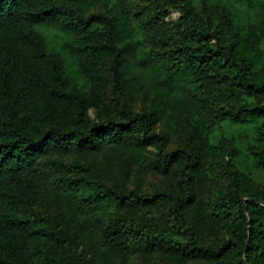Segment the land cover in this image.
<instances>
[{"label":"trees","instance_id":"trees-1","mask_svg":"<svg viewBox=\"0 0 264 264\" xmlns=\"http://www.w3.org/2000/svg\"><path fill=\"white\" fill-rule=\"evenodd\" d=\"M100 1L0 0V264H96L82 233L49 212L63 194L96 215L98 242L118 264L159 251L174 264H264V180L194 123L173 147L158 131L185 75L214 121L260 120L264 137V22L247 31L208 0H137L140 58L136 0L115 12L94 10ZM142 94L151 102L137 107ZM91 153L97 170L71 158ZM255 154L264 167V148ZM177 171L166 188L144 187L151 172Z\"/></svg>","mask_w":264,"mask_h":264},{"label":"rangeland","instance_id":"rangeland-1","mask_svg":"<svg viewBox=\"0 0 264 264\" xmlns=\"http://www.w3.org/2000/svg\"><path fill=\"white\" fill-rule=\"evenodd\" d=\"M121 0H101L94 10L115 12L120 8ZM195 5L202 9L201 0H193ZM211 6L215 8L226 9L236 14L240 24L247 31L261 32L264 22V0H208ZM131 7L133 16L131 25L133 27L132 43L139 47V57L143 58L148 47L145 45V35L139 27L138 11L144 9L143 3L132 1ZM52 45L59 49V42L55 40L54 34H50ZM264 67V37L259 43V54L255 58V70ZM178 84L175 86L174 92V107L171 110H162V120L158 126V131L166 132L170 138V147L174 146L176 140L182 131H186L190 123H194L200 133L204 135L208 142L218 144L222 141L232 143L240 154L238 157L239 163L253 172L259 181L264 180V167L257 165L255 162V153L264 148V137L258 134V126L260 120L236 123L231 120L214 121L202 108L196 105L188 96L191 89V81L185 75H177ZM147 99L151 102V97L140 95L138 106L141 102ZM153 152L154 148L151 149ZM153 157V153H150ZM72 160H79L91 169L97 170L102 162V157L99 154H83L73 155ZM177 171L175 174L164 177L163 175L151 172L146 176L144 187L147 190L154 191L157 189L166 188L172 179H177ZM210 173L202 177L203 183L207 188L213 190L212 178ZM135 181V178L132 179ZM62 216L71 228L79 230L83 237L81 240V250L87 254L89 259L95 261L96 264H118L111 258L101 247L97 239V223L96 215L82 208L79 201V196L70 197L61 195L51 205L50 211ZM132 264H174L167 252L159 251L151 258L145 259L141 254L137 255Z\"/></svg>","mask_w":264,"mask_h":264}]
</instances>
